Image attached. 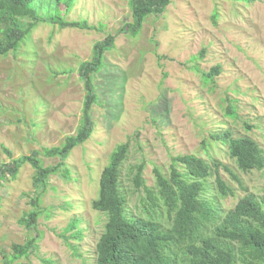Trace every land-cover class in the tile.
<instances>
[{"label":"rangeland","instance_id":"obj_1","mask_svg":"<svg viewBox=\"0 0 264 264\" xmlns=\"http://www.w3.org/2000/svg\"><path fill=\"white\" fill-rule=\"evenodd\" d=\"M55 1L33 2L41 6L40 20L17 51L0 57L1 164L34 152L45 168L62 162L45 149L61 147L81 126L80 66L91 61L97 43L108 36L115 41L101 71L92 74L98 100L91 137L44 182L35 184L36 170L26 162L0 183V264H96L107 216L92 203L112 152L125 143L121 184L131 217L147 207L148 216L169 225L167 212L150 209L146 190H135L133 178L144 165L145 185L154 190L155 169L169 177L173 159L186 155L212 168L202 197L216 221L206 234L240 199H264V168L242 172L222 141L226 134L247 137L264 155V0H170L137 36L122 31L132 22L130 0H75L69 11L65 0ZM54 15L68 25L43 19ZM216 66L221 74L206 85L196 71ZM217 177L233 195L221 196ZM14 246L28 247L27 254Z\"/></svg>","mask_w":264,"mask_h":264},{"label":"trees","instance_id":"obj_2","mask_svg":"<svg viewBox=\"0 0 264 264\" xmlns=\"http://www.w3.org/2000/svg\"><path fill=\"white\" fill-rule=\"evenodd\" d=\"M36 0H0V57L19 49L20 45L40 20L41 6L34 8ZM60 0H56L54 4ZM75 0H65L69 11ZM132 22L122 29L137 36L148 17L166 11L170 0H130ZM41 5V0H40ZM32 23L26 24L23 19ZM44 20L65 27L68 24L54 15ZM83 29L86 23L71 24ZM114 37L93 48L92 59L80 66L86 96L84 99L81 126L76 136L67 137L61 147L45 149L46 155L61 159V163L45 168L34 157L12 161L11 165L0 163V183L7 174L15 178L23 163H30L36 170L35 184L55 174L72 149L86 142L92 135L94 122L91 117L93 105L98 97L92 84V74L104 66V54L114 45ZM201 73L203 82L215 85V78L221 74L219 66L208 73ZM234 117V108L230 107ZM250 129V128H249ZM218 139V138H217ZM223 142L228 144L229 155L239 170L251 172L264 168V155L257 143L250 138L231 139L226 134ZM129 152V143L119 145L111 154L109 164L103 170L99 181V195L92 203L94 210L107 216L105 231L96 245V264H264V199L257 201L253 196L240 199L235 207L226 213L211 234H206L209 224H214L216 213L210 202L202 196L204 181L212 176L211 166L195 156H179L173 159L169 177L155 169V189H147L143 179L144 165L136 168L133 183L135 190L145 189L150 209L167 212L169 225L161 223L154 214L149 215L145 207L138 217H131L126 210V198L122 190V166ZM182 166V170H179ZM217 167L216 164H214ZM218 174V171H215ZM221 196L233 195L220 177L216 178ZM146 214L148 217H146ZM34 214L29 216L32 221ZM28 225H31L29 221ZM17 254L24 256L28 247L14 246Z\"/></svg>","mask_w":264,"mask_h":264}]
</instances>
